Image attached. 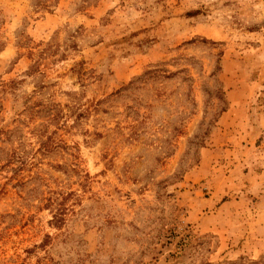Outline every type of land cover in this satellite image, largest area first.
I'll use <instances>...</instances> for the list:
<instances>
[{
    "label": "rangeland",
    "instance_id": "374dc122",
    "mask_svg": "<svg viewBox=\"0 0 264 264\" xmlns=\"http://www.w3.org/2000/svg\"><path fill=\"white\" fill-rule=\"evenodd\" d=\"M0 264H264V0H0Z\"/></svg>",
    "mask_w": 264,
    "mask_h": 264
},
{
    "label": "trees",
    "instance_id": "16d2710c",
    "mask_svg": "<svg viewBox=\"0 0 264 264\" xmlns=\"http://www.w3.org/2000/svg\"><path fill=\"white\" fill-rule=\"evenodd\" d=\"M57 217H60V216L57 215Z\"/></svg>",
    "mask_w": 264,
    "mask_h": 264
}]
</instances>
